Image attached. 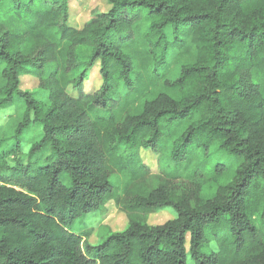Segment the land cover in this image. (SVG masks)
I'll return each instance as SVG.
<instances>
[{"label": "trees", "instance_id": "obj_1", "mask_svg": "<svg viewBox=\"0 0 264 264\" xmlns=\"http://www.w3.org/2000/svg\"><path fill=\"white\" fill-rule=\"evenodd\" d=\"M70 1L0 0V108L24 106L0 264H264V0H104L81 28ZM110 202L128 226L91 246Z\"/></svg>", "mask_w": 264, "mask_h": 264}, {"label": "rangeland", "instance_id": "obj_2", "mask_svg": "<svg viewBox=\"0 0 264 264\" xmlns=\"http://www.w3.org/2000/svg\"><path fill=\"white\" fill-rule=\"evenodd\" d=\"M109 6L104 0H71L69 3V22L71 25L77 28L90 20L92 15L96 12L107 11ZM175 58H169V64L171 67L170 78L175 79L179 74V67L175 64ZM4 85V81L1 78L0 67V89ZM38 85L37 80L31 77H23L21 80L22 91H32L36 89ZM86 89L93 87L96 89L100 85V78L97 70H94L90 76V80L84 84ZM0 93V99L2 98ZM24 110L23 104L15 97L12 103L3 108H0V160H6L9 164H13L14 158L6 152L11 151L14 148L15 142V130L17 125L22 120V113ZM42 136V130L39 126L30 124V126L24 130L21 139L26 142H33L40 139ZM29 145V144H28ZM27 150V149H25ZM141 157L145 165L150 168L151 173H158L157 156L151 151H141ZM174 217V212L169 209L159 211L157 214L150 216L148 222L152 225L162 224L168 219ZM88 226L92 227L93 233L89 237L88 242L91 246H97L100 243L97 235V229L104 225L110 227L115 232H121L126 229L128 222L123 213H121L110 202L106 206V213L103 215L95 214L86 217Z\"/></svg>", "mask_w": 264, "mask_h": 264}]
</instances>
